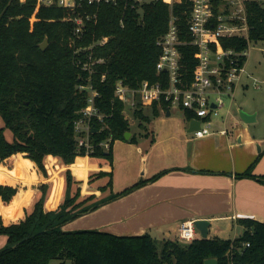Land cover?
<instances>
[{
	"label": "trees",
	"instance_id": "16d2710c",
	"mask_svg": "<svg viewBox=\"0 0 264 264\" xmlns=\"http://www.w3.org/2000/svg\"><path fill=\"white\" fill-rule=\"evenodd\" d=\"M189 9V0L174 4L172 9L168 0L141 4L133 0L85 3L76 9L37 5L36 0H0V164L11 166L8 169L0 165V234L7 236V244L0 249V264H49L54 259L58 264L68 261L72 264H204L210 257L217 258L219 264H264V222L250 217L239 219L245 229L234 239L213 236L180 242L166 238L160 251L155 237L149 233L117 235L96 229H63L65 223L93 206L128 193L162 173L141 179L108 199L89 203L96 194L77 200L81 189L78 186L76 193L71 194L74 179L68 170L63 202L47 208L43 192L30 211L24 204L23 193L14 185L18 179L28 178L31 160L46 173L47 155L57 156L68 164L86 155L84 147L78 148L74 122L89 93L79 86L87 83L99 91L96 105L105 115L102 122L93 121L95 130L90 141L94 150L89 156L103 157L112 165L114 140L125 139V133L132 128L124 115L126 105L115 94L116 83L121 79L130 87H138L143 80L166 79V72L156 70L160 54L157 39L167 30L171 11L178 16L182 37L190 39ZM247 9L251 39L264 40V5L252 0L247 2ZM79 13H88L91 18L82 36L77 37L71 17ZM46 36L49 45L42 50L39 43ZM104 36L108 40L97 43ZM246 44L243 38L221 37L215 49L244 48ZM182 52L185 79L192 80L198 49L188 44L182 46ZM87 55L104 58L92 73L76 63L79 57L83 59ZM168 105L161 97L150 105L151 114L146 113L145 107L133 114L139 119V126H144V122ZM189 114L194 115L192 111ZM6 129L11 131V140ZM110 134L113 140L106 149L100 143ZM125 140L136 141V133ZM19 155L24 157L15 159ZM254 163L239 175L255 176ZM105 176L108 182L99 190L111 188V170L90 175L89 182ZM46 188V183L40 185V189ZM243 242H249L250 246L233 252L234 246Z\"/></svg>",
	"mask_w": 264,
	"mask_h": 264
},
{
	"label": "crops",
	"instance_id": "0c3cea01",
	"mask_svg": "<svg viewBox=\"0 0 264 264\" xmlns=\"http://www.w3.org/2000/svg\"><path fill=\"white\" fill-rule=\"evenodd\" d=\"M147 109L151 110L150 105L145 106ZM241 111L239 108L238 114L223 120V124L215 121L212 133L195 137L190 126L194 115L180 107L161 108L159 114L151 116L144 126H139L141 134L136 136V141L114 140L112 165L106 161L104 166V160L93 162L92 157L85 155L78 156L71 167L74 163H65L50 154L45 157V173L27 158L32 162L28 174L37 183L18 179L14 185L23 193L24 204L28 208L29 202L33 204L37 200L34 198L40 185L46 183V190H49L50 184L52 191L48 199L51 208L60 203L59 196L54 194L56 188L51 186L55 177L51 168L58 175V185H62L64 175L66 179V172L70 170L73 179L79 182H73L76 189L80 184H86L82 194L85 197L94 182L88 183L90 175L100 170H111V188L100 191L97 187L88 192L89 195L96 194L89 203L108 199L113 193L121 192L141 179L162 173L156 179L81 214L86 216L80 222L82 227H89L83 229L117 235L149 233L153 237L169 236L172 231L177 234L180 222L186 219H208L209 237H213L210 236L212 228L214 236L220 237L218 233L225 231L226 226L232 227L233 223L245 229L240 218L250 217L264 222V133L251 125V122L259 120L258 112L243 113L247 120H251L248 122L241 116ZM223 128L227 131L223 132ZM253 162L255 176L239 175ZM82 171L86 172L84 177L81 176ZM108 179L105 176L101 186ZM103 193L107 195L101 196ZM69 227L67 222L63 229L72 228Z\"/></svg>",
	"mask_w": 264,
	"mask_h": 264
},
{
	"label": "built area",
	"instance_id": "2783aa9c",
	"mask_svg": "<svg viewBox=\"0 0 264 264\" xmlns=\"http://www.w3.org/2000/svg\"><path fill=\"white\" fill-rule=\"evenodd\" d=\"M118 0H36L37 5H58L60 7L76 9L85 3H117ZM139 4L150 0H133ZM183 0H168L170 7ZM190 9L187 16V30L190 39H184L180 33L178 16L171 11L167 30L157 39L160 48L156 63L157 73L166 72V79L162 77L157 81L143 80L138 87H130L123 80L116 83L115 94L120 97L126 108L125 118L131 122L129 113L136 109L151 105L164 97L168 106L180 107L185 111H192L195 118L200 119L198 129L193 130L195 137L206 136L214 131L215 116H222L225 107L224 95L231 98L235 95L236 85L241 77L247 73L246 59L250 53L251 25L248 21L247 2L252 0H189ZM260 1L264 5V0ZM95 15L92 17L94 18ZM91 18L88 13H79L71 17L74 22V34L82 36L87 20ZM243 38L247 44L244 48L228 46L215 49L219 38ZM108 36L97 41L104 44ZM194 45L197 47V67L192 80L184 76V63L182 46ZM78 50L76 51V53ZM103 57L87 55L76 60L78 66L92 73L95 65L102 62ZM103 77L105 75L103 74ZM90 80V78H89ZM167 84L165 87L164 84ZM87 89L86 103L81 109L80 116L74 122L78 140V148L84 147L89 156L94 150V143L90 141V134L94 129L93 121H103L105 115L96 105L99 95L92 83L79 86ZM229 112V111H228ZM226 121V117H225ZM106 126V125H105ZM223 132L227 129L223 128ZM113 135L102 141L104 148L110 147ZM195 220L186 219L180 222L176 239L180 242H189L200 238L197 233ZM250 246L243 242L241 246H234L233 252Z\"/></svg>",
	"mask_w": 264,
	"mask_h": 264
},
{
	"label": "rangeland",
	"instance_id": "374dc122",
	"mask_svg": "<svg viewBox=\"0 0 264 264\" xmlns=\"http://www.w3.org/2000/svg\"><path fill=\"white\" fill-rule=\"evenodd\" d=\"M249 49H250V53L246 59L247 73H245L241 77V79L239 80V83L236 85L235 95L233 98H231L228 95H224V100H225L226 104L222 110L223 118L221 115L220 116L217 115L214 117V119H215V121H218L219 124H223L222 121L225 120V117H226V119H229L233 114H236V113L238 114L239 108H241L244 112H247V113H257L258 112L259 113V120L251 122V125H253L252 127H255L256 130L260 131L261 133H264V40L263 39L252 40L249 44ZM237 106H239V107H237ZM146 113L151 114V110L147 109ZM133 115L134 114L132 112L129 113V117L131 120L130 124L132 126L131 132L136 133V136L139 137V135L141 134V129L139 127V120L136 119ZM5 133L8 137V139L11 140L12 139L11 138L12 137L11 131L9 129H6ZM21 156H23V155H21ZM92 160H95L93 162H97V163L99 161L104 160V162H103L104 166L106 165L105 164L106 161H108L103 157H96V156H93ZM0 165L5 166L6 168H11V166L6 165L4 163H1ZM50 170H51V173H53L55 176L52 179V183H51V186H54L56 188L54 194L59 196L60 202H63L65 195H66V186H67V180L65 179V175H64V181H63L62 185H58V181H59V179H57L58 175L56 173H54V170L52 168ZM82 173H83V175H82ZM82 173H81V176L84 177L86 172L82 171ZM27 177L28 178L24 179L25 181L26 180L32 181V182L35 181L33 177L29 176V174H27ZM79 179H82V178H79ZM104 180H105V177L95 178L94 182L91 184L88 192H91V190H94L97 187L99 188L104 183ZM72 182H76V184L79 183L75 180ZM90 182L88 179V183H90ZM39 183L40 182H38V184ZM72 184L73 185L71 186V194L74 195L76 193V186L77 185L74 183H72ZM85 186H86V184H85ZM85 186L82 184L79 185V187L81 189V193L79 194L77 200L83 199V197H85V194H84V196L82 195L84 193L83 191L85 189ZM57 188H58V190H57ZM42 190L43 189L39 188L38 194H36L37 197L35 196L34 199L35 200L38 199V197H40L43 194V192H45L46 197H47L45 200V204H46L47 208H49L50 207V204H49L50 199H48V197L50 196V193L52 191V187H50V184H49V190L47 189V192H46V190H43V191ZM88 192L86 193V197L89 196ZM105 195H107V194L103 193L101 196L105 197ZM33 205H34V202H33V204H31L30 202L28 203V208H27L28 211L33 209ZM84 217H86V216L79 215V216L73 218L71 221H69V223H70L69 228L72 227L69 230H79V229H83V228H89V227H82V225L80 223L82 221V219H85ZM217 222L222 223V221H217ZM217 222H214V223H217ZM243 232H244V227H242L239 224L236 225L235 223H233L232 227L230 226L227 228V226H226V230L223 231L222 233H218V234L221 238L234 239V238L242 235ZM197 233H199V232H197ZM210 236H214L213 228L211 229ZM166 237L167 238L169 237L171 239H176V237H177L176 231H172L169 236L161 234V235H157V237H155L156 244L159 248V251L161 250V248L163 246V242L165 240L164 238H166ZM6 238H7V236L5 234H2V235L0 234V248H2V246H5ZM49 264H58V260L54 259ZM67 264H72V262L68 261Z\"/></svg>",
	"mask_w": 264,
	"mask_h": 264
},
{
	"label": "water",
	"instance_id": "95a60500",
	"mask_svg": "<svg viewBox=\"0 0 264 264\" xmlns=\"http://www.w3.org/2000/svg\"><path fill=\"white\" fill-rule=\"evenodd\" d=\"M49 45V38L46 36L44 38V40L42 42L39 43V46L42 50H45ZM245 112L242 110L240 112L241 116L247 120L244 116ZM247 114V113H246ZM248 122H250L251 120H247ZM201 121L198 118H193L191 119V128H193V130L198 129L200 127ZM95 130V129H93ZM131 135L130 131H127L125 133V139H128ZM209 225H210V221L208 219H196L195 220V226L197 228V230L199 231L201 238H207L209 237ZM204 264H219V261L217 258L214 257H210L205 259Z\"/></svg>",
	"mask_w": 264,
	"mask_h": 264
}]
</instances>
